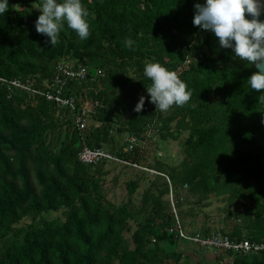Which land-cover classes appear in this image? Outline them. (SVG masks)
<instances>
[{
    "label": "trees",
    "instance_id": "16d2710c",
    "mask_svg": "<svg viewBox=\"0 0 264 264\" xmlns=\"http://www.w3.org/2000/svg\"><path fill=\"white\" fill-rule=\"evenodd\" d=\"M196 2L83 0L91 35L81 39L65 25L52 45L36 30L42 0H9L0 14V264H179L188 258L182 243L220 252L216 264H264V249L201 246L176 230L264 243V89L251 88L248 80L259 69L221 46L212 30L194 24ZM127 37L135 41L132 47L124 43ZM63 59L91 69L88 81L65 91L80 104L82 95L93 101L84 130L70 108L1 79H31L46 90ZM153 60L187 82V103L156 110L144 74L145 63ZM98 69L104 76L96 77ZM141 95L145 104L137 112ZM151 126L159 128L154 136ZM113 132L129 137L117 147ZM184 132L179 165L148 162L146 150L156 136L177 140ZM131 136L138 143L127 150ZM85 146L108 149L126 162L84 163ZM110 162L155 176L139 203L134 195L141 176L127 181L126 201L107 199L110 170L104 167ZM188 187L198 202L227 194L229 203L243 204L231 212L238 218L232 230H191L186 219L197 208L182 196ZM60 210L65 220L43 216ZM26 218L31 222L24 223Z\"/></svg>",
    "mask_w": 264,
    "mask_h": 264
},
{
    "label": "clouds",
    "instance_id": "9594fccd",
    "mask_svg": "<svg viewBox=\"0 0 264 264\" xmlns=\"http://www.w3.org/2000/svg\"><path fill=\"white\" fill-rule=\"evenodd\" d=\"M264 0H204L195 3L194 24L212 30L219 38L221 46L232 48L236 56L256 64L258 71L249 78L253 89H264V20L259 17L264 8ZM9 0H0V14L7 12ZM36 7L41 9L35 21L36 30L50 38V43L59 42L61 30L65 25L74 29L81 39L90 35V10L83 0H42ZM251 14V18L246 16ZM124 43L132 47L135 41L125 38ZM144 74L151 79L147 87L151 102L161 113L173 105H184L191 98L187 82L174 69L160 61L146 62ZM146 97L141 95L135 105L137 112L144 107Z\"/></svg>",
    "mask_w": 264,
    "mask_h": 264
},
{
    "label": "rangeland",
    "instance_id": "374dc122",
    "mask_svg": "<svg viewBox=\"0 0 264 264\" xmlns=\"http://www.w3.org/2000/svg\"><path fill=\"white\" fill-rule=\"evenodd\" d=\"M130 70L133 72L132 69ZM80 100L84 105L86 104L90 106V108L93 107V103H91L93 101L86 102L84 95L80 97ZM69 118L72 119V114L71 116L69 114ZM112 134L116 136L117 147L122 146L129 137L128 134H119L117 132H113ZM187 135L188 132H184L177 140L171 138L162 140L160 136H156L155 139L148 145V149L146 150L148 162L154 164L156 159H161L166 163L179 165L185 157L184 141ZM104 168L105 170H110L108 175L105 177L104 190L106 192L107 199L116 204H121L129 197L127 181L141 176L142 183L134 195L135 202L139 203L146 186L155 177L154 175L145 173L137 168L123 166L113 162L106 164ZM181 193L187 204L194 203V206L197 208L196 216H189L186 219V223L191 230H201L208 226L214 231H220L223 233H225L224 231H231L235 221L238 220V218H236V216L231 212L235 211L237 208L241 209L243 207V204H239L237 206L236 204L229 203L226 199L227 194H211L208 199L198 202L197 197L189 192V187L184 188ZM43 216L49 219L58 220H65L66 218L63 210L58 212H47ZM29 222H31V218H26L24 220V223ZM132 226L133 228L136 227L135 224ZM127 236L130 237L131 233L127 234ZM179 249L184 251L186 257H188L186 260L182 259L179 264H216L220 253L214 249L202 248L195 244L187 245L182 243L179 245ZM170 262L171 264L175 263L173 260Z\"/></svg>",
    "mask_w": 264,
    "mask_h": 264
},
{
    "label": "built area",
    "instance_id": "2783aa9c",
    "mask_svg": "<svg viewBox=\"0 0 264 264\" xmlns=\"http://www.w3.org/2000/svg\"><path fill=\"white\" fill-rule=\"evenodd\" d=\"M91 75L92 73L89 66L85 64L75 65L74 63L63 59L56 64L53 80L48 84L49 88L46 90L36 88L34 86V82L31 79H27L26 82L19 79H15L13 81H8L5 78L1 79L5 82H9L13 87H18L33 93L42 94L60 106L70 108L75 114L76 125L79 127V129L84 130L89 124L88 118L91 116V113L94 112V106L90 108V106L86 104H80L75 94H66L65 91L69 88L71 83H84L88 81ZM98 76H104V71L102 69L97 70L96 77ZM148 108L149 106H146V109ZM158 131L159 128L151 126L149 129V136L155 135ZM129 141L130 142L127 150L134 148L136 143H138V138L136 136H131ZM80 160L87 164H97L105 160L126 162L108 149L101 147L92 148L89 146H85L81 150ZM135 165L138 166L137 164ZM151 171L154 172V170ZM176 230L180 232V236L192 239L201 246H215L218 249H234L245 253L253 250L264 249V243L259 244L249 240L235 242L228 236L222 234L214 235L211 238H202L200 235L188 236L181 226H178Z\"/></svg>",
    "mask_w": 264,
    "mask_h": 264
},
{
    "label": "water",
    "instance_id": "95a60500",
    "mask_svg": "<svg viewBox=\"0 0 264 264\" xmlns=\"http://www.w3.org/2000/svg\"><path fill=\"white\" fill-rule=\"evenodd\" d=\"M264 8V5H261ZM249 18H251V14H249ZM261 20H264V13H261L260 17ZM261 67H264V61H261Z\"/></svg>",
    "mask_w": 264,
    "mask_h": 264
}]
</instances>
